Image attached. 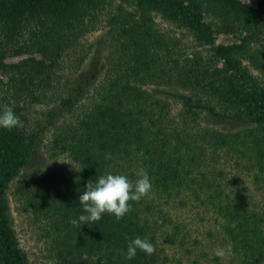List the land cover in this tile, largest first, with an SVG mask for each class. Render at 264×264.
<instances>
[{"label": "trees", "instance_id": "trees-1", "mask_svg": "<svg viewBox=\"0 0 264 264\" xmlns=\"http://www.w3.org/2000/svg\"><path fill=\"white\" fill-rule=\"evenodd\" d=\"M5 105L23 127H0V264H29L9 189L60 264H154L159 236L185 243L188 208L237 264H264V0H0ZM140 170L152 190L123 218L70 222L89 180ZM137 236L156 251L128 260Z\"/></svg>", "mask_w": 264, "mask_h": 264}, {"label": "rangeland", "instance_id": "rangeland-1", "mask_svg": "<svg viewBox=\"0 0 264 264\" xmlns=\"http://www.w3.org/2000/svg\"><path fill=\"white\" fill-rule=\"evenodd\" d=\"M250 7H255L258 0H240ZM217 43H227L228 39L218 36ZM25 55L9 56L5 58L6 62L14 63L24 58ZM232 126V123L231 125ZM45 152L43 149L35 159L36 163H44ZM59 161L66 164V160L59 157ZM241 181L247 182V176L243 175ZM9 216L12 226L16 232L19 244L27 256L29 264H60L52 250L51 239L49 236V228L47 224L34 216L32 208L24 201L18 199L8 191ZM257 200V199H256ZM263 198H258L257 202H263ZM189 211L181 209L179 214H175L178 222L186 224L189 227L185 243L178 244L177 237L161 235L157 238L160 252H158V260L154 264H237L229 253L228 245L219 236L208 238L205 233L207 229L213 226L211 216L205 213H195L188 208ZM181 212V214H180ZM176 222V221H175ZM179 224V225H181ZM48 232V234H47ZM222 248L224 250L223 257L215 255V250Z\"/></svg>", "mask_w": 264, "mask_h": 264}, {"label": "clouds", "instance_id": "clouds-1", "mask_svg": "<svg viewBox=\"0 0 264 264\" xmlns=\"http://www.w3.org/2000/svg\"><path fill=\"white\" fill-rule=\"evenodd\" d=\"M0 127L9 130L14 127H23L22 121L11 106L5 105L0 112ZM105 159H111V154H106ZM137 175L138 178L134 182L126 175L112 173L99 176L95 182L89 180L86 190L78 197L85 214H81L78 220L72 219L70 222L76 227L83 224L89 225L99 221L105 212L115 215L117 220L123 218L131 211L129 201L139 202L152 190V183L146 171L140 170ZM137 250L152 255L156 248L149 239L137 236L128 243L125 258L133 259ZM215 255L223 257L224 250L216 249Z\"/></svg>", "mask_w": 264, "mask_h": 264}]
</instances>
